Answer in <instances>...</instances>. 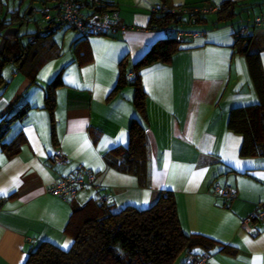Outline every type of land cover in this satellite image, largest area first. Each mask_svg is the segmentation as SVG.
Here are the masks:
<instances>
[{
    "label": "crops",
    "instance_id": "obj_1",
    "mask_svg": "<svg viewBox=\"0 0 264 264\" xmlns=\"http://www.w3.org/2000/svg\"><path fill=\"white\" fill-rule=\"evenodd\" d=\"M224 2L233 7L222 11ZM37 3L39 20L30 16ZM156 3L212 11L182 15L176 29L196 35L176 39L163 33V25L150 23L149 8ZM97 5L115 7L124 29L82 37L43 17V7L56 12L49 0H0V24L23 22L16 34L32 43L25 60L10 55L0 66V264H23L43 241L67 250L73 207L96 199L113 210H141L166 191L174 196L182 232L214 242L204 264H264V223L252 221L251 231L240 228L264 200V155L242 154L243 135L228 127L234 109L264 107V25H249L239 42L234 37L240 26L264 18V0H97ZM167 37L180 42L167 62L133 69L155 41ZM121 62L129 82L138 77L143 112L129 82L113 91ZM54 78L60 83L50 111L44 96ZM133 118L145 134L143 179L107 159L113 149L127 147ZM55 149L68 156L65 166L51 163ZM81 167L95 174L96 188L81 189L69 202L46 192L54 180ZM213 184L230 185L234 197L223 198ZM188 254L173 264H187Z\"/></svg>",
    "mask_w": 264,
    "mask_h": 264
},
{
    "label": "trees",
    "instance_id": "obj_2",
    "mask_svg": "<svg viewBox=\"0 0 264 264\" xmlns=\"http://www.w3.org/2000/svg\"><path fill=\"white\" fill-rule=\"evenodd\" d=\"M222 6L224 8L221 10L224 11L228 7L232 8L233 3L224 2ZM153 17L150 23L158 26L169 23L170 19L166 15ZM18 24L22 25L23 22ZM7 27H10L9 22L0 24V37L5 41L3 53L0 55V66L10 55L21 61L25 60L32 46L30 41H21L24 35L2 37V32ZM36 38L34 36L32 40ZM241 40L239 38L236 42ZM179 43L173 37L155 41L133 65V69L154 61L167 62ZM120 66L113 91L126 81L129 82L123 62ZM59 83V79L54 78L45 89L44 103L50 111L54 106V90ZM129 83L134 87V104L143 112L144 93L138 77L134 74ZM228 127L243 135L242 154L254 152L264 155V107L234 109ZM107 159L120 170L133 172L141 179L146 176L145 134L137 119L131 120L127 147L113 149ZM66 230L73 238L67 250L43 241L28 253L23 264H173L179 255L191 253L194 248L207 251L214 246L210 238L182 232L174 196L170 191L161 193L152 205L141 210L132 206L113 210L112 205L97 202L96 199L91 200L83 206L73 207ZM219 249L232 251L229 245H221Z\"/></svg>",
    "mask_w": 264,
    "mask_h": 264
},
{
    "label": "built area",
    "instance_id": "obj_3",
    "mask_svg": "<svg viewBox=\"0 0 264 264\" xmlns=\"http://www.w3.org/2000/svg\"><path fill=\"white\" fill-rule=\"evenodd\" d=\"M55 4L56 12L51 15L47 7H43L41 13L46 20H53V27L66 26L75 30L80 36H88L91 34H106L116 29H124L119 17L118 10L113 7H105L97 5V0H49ZM94 6L90 13H83V6ZM149 11L153 16H170L166 23L162 26L165 35L173 36L176 39L183 37L195 36L194 32L188 33L181 29H176L175 25L182 15H197L212 11V9H187V8H171L163 3L153 4ZM249 25H264V18L257 16L249 24H244L234 33V37L239 39L248 36ZM39 35H44L40 32ZM50 161L54 165L65 166L69 158L60 149H55L50 155ZM86 187L96 188L95 174L85 167L79 168L75 173L66 174L47 186L46 192L61 198L64 201H73L76 199L78 192ZM213 190L225 199H232L234 191L230 185L220 186L213 184ZM264 223V200L259 201L253 212L240 222V228L251 231L253 225L251 222ZM209 253L202 251L198 254L190 253L187 256V264H204L208 259Z\"/></svg>",
    "mask_w": 264,
    "mask_h": 264
},
{
    "label": "water",
    "instance_id": "obj_4",
    "mask_svg": "<svg viewBox=\"0 0 264 264\" xmlns=\"http://www.w3.org/2000/svg\"><path fill=\"white\" fill-rule=\"evenodd\" d=\"M18 26L20 27L21 25H18ZM18 26H11V27H7L6 29H4V31L2 32V37L15 35L17 33ZM4 44H5V41L2 38L0 40V54L2 53Z\"/></svg>",
    "mask_w": 264,
    "mask_h": 264
},
{
    "label": "rangeland",
    "instance_id": "obj_5",
    "mask_svg": "<svg viewBox=\"0 0 264 264\" xmlns=\"http://www.w3.org/2000/svg\"><path fill=\"white\" fill-rule=\"evenodd\" d=\"M36 7H37V9H36V11L34 10L31 14H30V16L32 17V19H40V17H41V19H42V16H41V14H40V12L38 11V9H40V4H36ZM71 30V29H70ZM73 31H75V30H73ZM76 32V31H75Z\"/></svg>",
    "mask_w": 264,
    "mask_h": 264
},
{
    "label": "snow or ice",
    "instance_id": "obj_6",
    "mask_svg": "<svg viewBox=\"0 0 264 264\" xmlns=\"http://www.w3.org/2000/svg\"><path fill=\"white\" fill-rule=\"evenodd\" d=\"M65 247H67V245H65Z\"/></svg>",
    "mask_w": 264,
    "mask_h": 264
}]
</instances>
